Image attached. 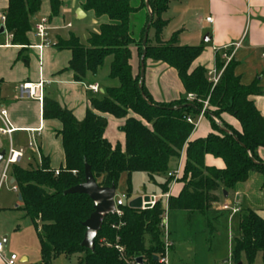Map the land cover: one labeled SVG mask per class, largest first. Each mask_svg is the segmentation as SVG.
Returning a JSON list of instances; mask_svg holds the SVG:
<instances>
[{"label": "trees", "instance_id": "obj_1", "mask_svg": "<svg viewBox=\"0 0 264 264\" xmlns=\"http://www.w3.org/2000/svg\"><path fill=\"white\" fill-rule=\"evenodd\" d=\"M50 17L57 16L60 0H47ZM182 0H139L134 7L131 0H83L81 6L94 19L106 21L90 34L85 44L74 36L59 39L55 47L71 54L67 70L75 82L95 77L105 58H110L108 78L116 86L104 89L101 98H90L89 108L82 120L57 102L44 97L42 118L57 120L61 124L58 135L64 154V165L54 174L48 159L41 157L40 165L27 169L12 164L10 175L21 197V208L33 225L39 244L40 264H53L59 256L66 259L77 256V264H159L153 257L163 254L161 231L164 207L159 199L153 208H119L121 214L104 219L94 240V251L81 247L84 221L93 212L92 202L86 195H64L67 189L83 183L84 166L88 165L97 184L114 186L120 176L129 178L132 173H144L150 182L162 175L159 185L166 194L172 182L167 174L184 153V162L177 179V195L167 199V211L186 212L188 221L198 215L205 236L210 237L215 228L208 219L212 205L218 204L223 192L227 194L237 184L245 183L251 173L264 178V161L257 152L264 149V118L255 108L251 98L260 94L258 80L243 85L235 70L238 63L215 55V69H222L218 83L208 81L207 71L194 67L201 55L202 46H180L173 34L166 42L160 34L166 25L162 15L169 5ZM42 0H8L3 14L6 33L11 45L27 47V35L32 32L31 19L40 10ZM143 8L145 21L138 36L131 31V17ZM152 30L153 42L145 38L146 26ZM130 46L134 47L139 63L132 68ZM159 62L173 69L181 83L185 97L169 101L153 100L143 81L139 87L140 59ZM228 56L230 52H223ZM226 62V64H225ZM186 96H190L188 101ZM206 102V107L204 103ZM128 113L134 116L128 115ZM104 115L123 119L119 127L123 145H111L104 137L107 120ZM206 119L211 132L204 138L189 140L200 116ZM232 117L240 126L236 131L222 120ZM188 119L191 121L189 122ZM219 120L221 127L216 124ZM229 133H227V132ZM211 156L223 162V169L207 167L204 157ZM130 197V188L126 190ZM220 192V196L217 193ZM264 264V219L257 212L241 209L237 231L232 240L231 264Z\"/></svg>", "mask_w": 264, "mask_h": 264}, {"label": "crops", "instance_id": "obj_2", "mask_svg": "<svg viewBox=\"0 0 264 264\" xmlns=\"http://www.w3.org/2000/svg\"><path fill=\"white\" fill-rule=\"evenodd\" d=\"M182 1L187 3L179 7L176 5L172 7L173 4H177L179 1L169 5L167 11L164 13L170 12L166 18H163L166 22L164 28L172 24L174 15L177 14L178 20L174 22L171 32V35L176 34L177 44L178 35L185 34L191 36L189 34H192V32L193 34L199 33V35L206 33L205 37H208V41L202 40L203 43H206V47L201 44L200 40L198 46H202L203 51L194 62V67L200 66L206 71L215 69V55L220 54L223 56V52H230L228 56H231L230 58L238 63L235 73L239 76L241 84L249 85L253 81L258 80L260 94L252 97L251 101L264 118V88L260 86V83L264 80V56H262L264 55V0ZM60 4L58 15L50 17L48 1L46 0V2L41 3L39 12L31 19L32 32L27 35L29 46L20 47L11 45V38L6 31L0 35V111H5V117L13 129V132L9 135L0 132V152L5 151L6 153L9 147L15 151L21 150L22 156L16 162L19 166L23 160L30 167L32 163L38 166L40 165L41 157L48 159L49 166L54 171L59 170L64 165L61 140L57 134L61 129V124L57 120H44L42 118V105H39L35 101L18 100L17 87L20 83L37 82L42 79L45 82L44 97L70 110L77 120L84 118L85 112L89 108L90 98H101L104 94V89L112 87L104 83L105 78H98L97 75L95 77L88 76L83 82H75L73 80L72 72L67 70L71 54L68 50L57 49L55 44L59 39L66 40L72 34L70 33L67 36L59 34L60 30L70 28L69 23H64L66 16L69 15L78 22H84L89 17V14L82 10L85 13V18L78 20L75 16L76 10L81 9L83 0H60ZM189 4H192L191 8H189ZM7 5L8 0H0V17L6 11ZM171 7L173 8L172 11ZM192 9L195 12L199 11L197 15L194 13L199 22H196L197 27L193 26L195 28L190 32L185 25V20L182 19H185L188 12ZM201 10H204L205 13L203 21L200 15ZM42 18L48 21L50 29L47 32L48 45L38 54L34 48L39 43V40L34 35V27ZM206 18H211L212 23H207ZM88 20L91 25V32L89 33H96L98 24L103 22L102 17L97 20L95 19L96 21L93 18H89ZM1 25L3 23L0 21ZM161 41L166 42L168 40L161 39ZM234 45L239 46L235 47ZM156 63L158 65L150 68V71L147 73L146 62L143 76V83L153 100L157 102H169L185 97L175 71L163 63ZM106 75V78L109 79L108 69ZM91 86H96L97 92L91 91L89 89ZM159 97L162 99L159 100ZM186 99L190 101L191 97L186 96ZM104 117L106 120L113 118L109 115H104ZM204 120L206 119L203 117L199 119L189 140L204 138L211 132L209 123L203 125ZM222 120L236 131H240L239 124L237 125L232 117L223 115ZM116 122L117 124L115 125L121 127L124 120L116 119ZM1 128H3V123L0 119ZM103 137L109 142L107 128L104 131ZM30 139L34 141L32 148L28 147ZM122 139L123 142L109 143L111 145L117 143L123 145V136ZM257 154L264 161V149H259ZM183 162L184 157L182 156L179 159L180 172ZM204 164L207 167L215 169L224 168L221 160L209 155L204 157ZM3 167L4 163L2 159L0 162V176ZM180 172L178 177L180 176ZM7 174H10V167ZM9 179L12 186L13 183L11 181L13 180L11 179V175ZM179 189L180 185L175 181L168 191L169 196L177 195ZM227 195L230 197L232 194L228 193ZM233 196H236V194H233ZM229 203L228 199L223 198V200L215 205L220 209L222 205ZM223 212H229V218L233 214H236L231 213V211ZM3 239H5V242ZM2 242L5 245V249V236L2 237ZM226 260L227 263L231 264L230 255ZM18 262L27 264V256L23 254L18 259ZM256 263L262 264L259 260Z\"/></svg>", "mask_w": 264, "mask_h": 264}, {"label": "rangeland", "instance_id": "obj_3", "mask_svg": "<svg viewBox=\"0 0 264 264\" xmlns=\"http://www.w3.org/2000/svg\"><path fill=\"white\" fill-rule=\"evenodd\" d=\"M44 2H46V0H42L41 3ZM185 3L187 2L179 1L177 4H173L172 7H174V5L177 7L183 6ZM131 4L134 7L140 6L139 0H131ZM172 7L171 11L173 9ZM191 7L192 4H189V8ZM194 13L197 15L199 11L195 12V10L192 9L188 12L185 19H182L185 20V25L188 27L190 32L193 31V28L197 27L196 22H199ZM88 14L89 17L86 18L84 22H78L73 19L72 16H66L64 23H69L70 28H64L60 30L59 34L67 36L68 34L72 33L74 36L79 38L82 44H85L86 39L90 36L89 32H91V25L89 24L88 19H94V16L91 12H88ZM167 14L169 15L170 12ZM167 14H163L162 19L166 18ZM176 15H174L172 24L162 30L160 39L165 41L170 39L172 36L171 32L174 22L178 20ZM200 15L202 16L201 18L203 21L205 18L204 10L200 11ZM145 17L146 11L143 8H139L135 15L131 17V31L136 36H138L140 29L143 26ZM102 19L103 22L106 21L104 17H102ZM189 35L191 36H187L185 34L178 35V44L180 46H198L201 40V44L206 47V43H203L202 41L206 36V33L199 35V33L193 34L192 32V34ZM146 36L149 38V43L154 44L152 30H148ZM144 46L145 43L143 47ZM130 52L132 58L130 64L136 72V66L139 63V58L134 47L130 46ZM109 63L110 58H105L103 65L98 70L97 77L102 79L105 78L104 83L108 86H116L117 82L115 80L106 78ZM156 65H158L156 62H147V73L150 71V68H153ZM260 86L264 88V80L262 83H260ZM161 99L162 98L159 97V100ZM203 107H206V102L204 103ZM128 115L134 116L131 113H128ZM107 121L108 125L106 128L109 142H123V135L120 132L119 127L115 125L117 124L116 119L111 118ZM215 122L220 127V129H224L220 126L221 123L219 120H215ZM234 122L237 123L236 120H234ZM206 123H208L207 120H204L203 125ZM182 156L184 157L183 152L180 154V157ZM178 164L179 160L174 165H172L169 172L175 171ZM35 166V164H31V167ZM20 167L27 169L30 166L23 160V162L20 164ZM9 176L10 174L6 175V180L0 187V241L2 242L3 236L6 237V248L4 249V254L7 257L11 254H14L18 259L23 254H25L28 259L27 264H40L39 244L33 225L27 218L24 217V213L17 209L21 208V203L18 201V193L11 190ZM177 179L175 180L176 182ZM153 180L154 183L150 182L148 176L144 173H132L129 178L127 175L123 174L120 176L118 181L114 199H121L122 202L127 205L129 201L136 198H143L146 196L150 197L153 195L159 197L161 195H165L162 194L159 187V185L164 180V177L162 175H157L154 176ZM173 180L174 179L172 178V182ZM127 188H130L129 198L126 197ZM229 193L232 194L230 197L227 195L226 198L230 201L229 206L230 208H238V213L236 212V214H233L231 218H229V212H223L216 205H212L207 216L208 219L212 221L215 232H213L210 237L205 236V233L203 232V223L198 215L191 216L190 220L188 221V215L186 212L166 211L163 213L165 216L169 240L171 242V247L167 257L168 264H229L225 263L224 261L231 252L232 240L237 231L238 214L240 213L241 208L257 212V214H259L261 218L264 219V178L259 174L251 173L249 179L245 183L237 184L231 191H229ZM233 194H236V196H233ZM217 195L220 196V192H218ZM221 200L223 199L220 198V201ZM161 201L164 207V198H161ZM161 231L162 237H164L163 227L161 228ZM76 262L77 256H72L69 259L59 256L53 261V264H77Z\"/></svg>", "mask_w": 264, "mask_h": 264}, {"label": "built area", "instance_id": "obj_4", "mask_svg": "<svg viewBox=\"0 0 264 264\" xmlns=\"http://www.w3.org/2000/svg\"><path fill=\"white\" fill-rule=\"evenodd\" d=\"M0 21L2 23H4V17L3 16L0 17ZM206 22L209 24L212 23L211 18H206ZM49 29H50V27L48 25V21L44 18L40 19L34 27V35L39 40V43L37 45H35L34 48L37 50L38 54H40L41 51L48 45L47 32L49 31ZM234 46L238 47L239 45H234ZM223 56L226 59V61L230 60L231 56H225V55H223ZM262 56H264V55H262ZM221 73H222V69H220L219 71H217L216 69H212V70L207 71L208 81H210L212 83V85L215 86L219 81ZM44 84H45V82L42 79H40L37 82H22V83H20L17 87V99L18 100H31V101H35L39 105H42L43 99H44ZM89 89L91 91L97 92L96 86H91V87H89ZM263 96H264V93H263ZM200 118H201V115L198 116V118L194 122V126L197 125ZM0 119L3 123V128L0 129V132L3 134H7V135H9L11 132H13V129L11 128L9 122L7 121V119L5 117V111H3V110L0 111ZM188 121L191 122L189 119H188ZM33 142L34 141L32 139L29 140V142H28L29 148H32L34 146ZM21 156H22L21 150L15 151L11 147H9L8 151L4 154V157H3L4 167H3L2 174L0 176V187L2 186V184L6 180V175H7V171L9 169V167H11L12 164H15ZM179 172H180V167L178 164L175 171L169 172L167 174V177H172L174 179L173 182L171 183V185L177 179ZM54 174L57 175L58 170L54 171ZM171 185H170V187H171ZM170 187H169V189H170ZM11 190L14 192H17V188L14 184L11 186ZM150 197L152 199L147 203L149 205L148 209L153 208L159 199L164 198V200H165L164 213L167 211V199L169 197L168 192L165 195H161L159 197H156L154 195L150 196ZM144 204L145 203H143V205ZM123 205H124V203L122 202L121 199H114L115 215L119 216L121 214V212L119 211V208ZM220 210L231 211V213H236V212H238L239 209L236 207L230 208L229 204H225V205H222L220 207ZM161 224H162L161 227H163V229H164V233H163V235H164V237H163L164 251L160 257H157V262L159 264H168L167 263V257H168V252H169L170 247H171V242L169 240V234H168V231L166 229V222H165L164 214L162 217ZM4 247H5L4 243L0 241V263L1 264H21L18 262V258L14 254L9 255L8 257L5 256Z\"/></svg>", "mask_w": 264, "mask_h": 264}, {"label": "water", "instance_id": "obj_5", "mask_svg": "<svg viewBox=\"0 0 264 264\" xmlns=\"http://www.w3.org/2000/svg\"><path fill=\"white\" fill-rule=\"evenodd\" d=\"M146 9L151 17L150 11L148 10L147 0H145ZM75 16L78 20L85 18V13L81 9H77L75 12ZM149 26L147 25L145 28L144 39L142 45L145 43V38L147 35ZM5 33V28L3 25L0 26V35ZM205 42L208 41V37H204ZM145 50L143 49V53L140 59V78H139V87L143 81L144 76V66H143V56ZM224 130V129H222ZM225 131V130H224ZM227 132V131H226ZM229 133V132H227ZM5 151L0 152V162L3 159ZM84 181L81 184L73 186L66 191H64V195H86L92 202L93 212L89 215V217L84 221L83 226L85 228L83 240L81 242V247L88 249L90 252L94 251V240L97 234L100 232L104 219L110 215L115 214L114 207V196H115V187L112 185L110 187H101L95 181L93 175L91 174L90 167L88 165L84 166L83 170ZM13 183V181H11ZM224 199L227 198V193L223 192ZM152 198L151 197H143L136 198L128 202L127 207L135 210H145L149 208L147 204ZM18 201L21 202V197L18 196ZM143 203H145L143 205ZM5 242V239H3ZM154 261H157V257H153ZM227 263V260L224 261ZM136 264H142V259H135Z\"/></svg>", "mask_w": 264, "mask_h": 264}]
</instances>
